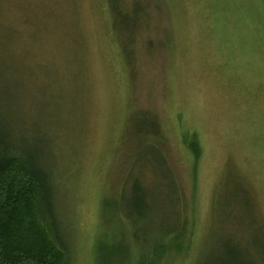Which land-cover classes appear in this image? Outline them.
I'll use <instances>...</instances> for the list:
<instances>
[{
  "label": "rangeland",
  "instance_id": "obj_1",
  "mask_svg": "<svg viewBox=\"0 0 264 264\" xmlns=\"http://www.w3.org/2000/svg\"><path fill=\"white\" fill-rule=\"evenodd\" d=\"M104 5L0 0V130L51 174L65 264H141L178 211L151 264H264V0H143L117 39Z\"/></svg>",
  "mask_w": 264,
  "mask_h": 264
},
{
  "label": "trees",
  "instance_id": "obj_2",
  "mask_svg": "<svg viewBox=\"0 0 264 264\" xmlns=\"http://www.w3.org/2000/svg\"><path fill=\"white\" fill-rule=\"evenodd\" d=\"M142 1L132 0V7L127 12L124 10L125 6L122 0H104L109 27L114 32L116 39L127 32L137 30L141 17ZM155 6L158 8V4ZM120 49L125 55L124 61L128 60V48ZM191 145L192 150L197 154L199 152L195 148L197 145ZM30 150L37 152L38 149L33 144H27L26 141L21 143L10 141L0 130V264H65L67 261L65 248L61 243V238L56 237L52 229L54 225L52 202L55 196L51 186V174L39 164L35 153L33 155ZM132 167L128 168L130 170L129 182L127 185L124 184V188L131 187L137 196L141 188H139L138 181H134V178L132 182H137L138 189L131 186L130 172L133 171ZM166 171L168 172L167 168ZM135 177L138 180L140 175ZM141 195L143 197L142 192ZM133 209L135 217H132V214L127 216L131 222V224L129 223L131 230L138 224L137 219L146 221L144 217L145 206L140 208V211ZM121 215L124 216L126 222V215L124 213ZM42 217L51 226L49 231L41 224ZM177 219L179 223L176 228L170 229L167 226L159 230L162 233L163 246H158L160 238L157 239L158 243L149 245L146 239L149 237L148 231L140 239L135 231H132L134 233L132 237L134 245L147 242V245L154 247L153 251H147L144 256L141 254V264H151V255L158 251L156 249L162 248L163 251L158 252L163 253L167 251L170 246L166 248V244L171 241L174 242L178 230L185 225L180 220V211H178Z\"/></svg>",
  "mask_w": 264,
  "mask_h": 264
}]
</instances>
